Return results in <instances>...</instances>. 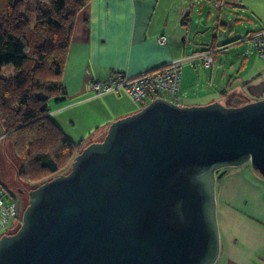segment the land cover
Returning a JSON list of instances; mask_svg holds the SVG:
<instances>
[{
	"label": "water",
	"instance_id": "95a60500",
	"mask_svg": "<svg viewBox=\"0 0 264 264\" xmlns=\"http://www.w3.org/2000/svg\"><path fill=\"white\" fill-rule=\"evenodd\" d=\"M245 164L264 179V99L157 98L29 191L0 264H217L219 173Z\"/></svg>",
	"mask_w": 264,
	"mask_h": 264
},
{
	"label": "crops",
	"instance_id": "0c3cea01",
	"mask_svg": "<svg viewBox=\"0 0 264 264\" xmlns=\"http://www.w3.org/2000/svg\"><path fill=\"white\" fill-rule=\"evenodd\" d=\"M263 29L264 0H92L75 25L63 77L66 94L50 101L48 115L77 144L102 141L115 121L142 106L124 92L89 93L88 84L114 70L135 77L174 61L183 62L182 106L264 99V60L244 40ZM210 49L218 51L214 65L206 67L197 56ZM3 138L0 125L4 151ZM222 175L217 264H264V179L250 164ZM5 234L0 228V238Z\"/></svg>",
	"mask_w": 264,
	"mask_h": 264
},
{
	"label": "trees",
	"instance_id": "16d2710c",
	"mask_svg": "<svg viewBox=\"0 0 264 264\" xmlns=\"http://www.w3.org/2000/svg\"><path fill=\"white\" fill-rule=\"evenodd\" d=\"M91 1L0 0V125L22 161L23 183L69 173L91 144L70 140L48 115L50 101L66 94L75 25Z\"/></svg>",
	"mask_w": 264,
	"mask_h": 264
},
{
	"label": "built area",
	"instance_id": "2783aa9c",
	"mask_svg": "<svg viewBox=\"0 0 264 264\" xmlns=\"http://www.w3.org/2000/svg\"><path fill=\"white\" fill-rule=\"evenodd\" d=\"M221 9L220 4H216ZM244 40L250 41L252 48L264 60V29ZM160 42L165 44L167 37H162ZM217 49H210L197 56L202 58L206 67L215 63ZM196 57V58H197ZM183 62L174 61L164 67L144 72L135 77H129L123 71L114 70L106 79L91 81L87 89L89 93L101 95L105 93H128L132 99L144 108L157 98H165L179 104L181 94V81ZM22 217L19 213L18 202L0 182V228L9 232L21 226Z\"/></svg>",
	"mask_w": 264,
	"mask_h": 264
},
{
	"label": "rangeland",
	"instance_id": "374dc122",
	"mask_svg": "<svg viewBox=\"0 0 264 264\" xmlns=\"http://www.w3.org/2000/svg\"><path fill=\"white\" fill-rule=\"evenodd\" d=\"M221 58H223V56L222 57L219 56L220 60H221ZM181 102L182 101H179V104ZM223 103L225 105H230L227 101H224ZM103 138L104 137H102V139ZM3 148H4V151L2 150V147H0V182L9 190H13V187L14 188L28 189V190H32V189L36 188L37 186H35L33 184L23 183V181L18 180L19 179L18 173H19V170L21 169L22 161L19 158L14 147L12 145H10V143H8V141H6V144H5V146H3ZM4 152H5V154H4ZM71 168H72V166H71ZM219 174H222V171ZM28 205H29V201L27 203V206ZM27 206H26V208H27ZM19 228L20 227L16 228L14 231L15 232L18 231ZM3 231L5 233V230H3Z\"/></svg>",
	"mask_w": 264,
	"mask_h": 264
},
{
	"label": "flooded vegetation",
	"instance_id": "af4514ba",
	"mask_svg": "<svg viewBox=\"0 0 264 264\" xmlns=\"http://www.w3.org/2000/svg\"><path fill=\"white\" fill-rule=\"evenodd\" d=\"M29 191L28 189H22V188H14L13 190H9L11 196L15 198L18 202L19 207V213L23 215V212L27 206V203L29 201ZM15 230V229H14ZM14 230H11L7 233H12Z\"/></svg>",
	"mask_w": 264,
	"mask_h": 264
}]
</instances>
